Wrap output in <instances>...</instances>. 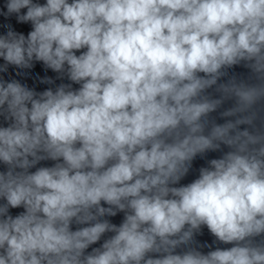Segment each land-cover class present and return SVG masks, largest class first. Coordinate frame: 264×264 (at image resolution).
I'll return each mask as SVG.
<instances>
[{
	"label": "clouds",
	"instance_id": "1",
	"mask_svg": "<svg viewBox=\"0 0 264 264\" xmlns=\"http://www.w3.org/2000/svg\"><path fill=\"white\" fill-rule=\"evenodd\" d=\"M0 61V264H264V0H0Z\"/></svg>",
	"mask_w": 264,
	"mask_h": 264
}]
</instances>
